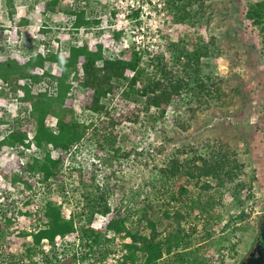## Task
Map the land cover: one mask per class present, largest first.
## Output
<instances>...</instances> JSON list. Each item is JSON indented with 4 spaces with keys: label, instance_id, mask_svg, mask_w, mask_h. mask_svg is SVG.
<instances>
[{
    "label": "trees",
    "instance_id": "1",
    "mask_svg": "<svg viewBox=\"0 0 264 264\" xmlns=\"http://www.w3.org/2000/svg\"><path fill=\"white\" fill-rule=\"evenodd\" d=\"M14 1L4 0L9 20H13L18 12ZM194 1L202 6L204 0H166L181 23L191 17L186 10ZM38 2L34 11L38 19L61 13L65 16L64 23L75 32L83 30L86 33L98 26L102 28L103 24L107 30L103 32L104 29H100L102 35L105 34L92 44L85 39L83 32L82 38L68 43L63 51L59 48L47 53L39 50L27 56L5 52V49L0 51V157L4 152L10 153L2 172L12 187H24L30 192L21 199L22 204L18 208V215L22 217L19 227L10 229L18 216H10L9 211L2 215L0 243L3 247L21 246V259L24 261L39 254L44 264H52V247L58 242L77 234L80 245L88 249L81 257L84 260L95 252L99 242L112 240L107 237L111 232L127 240L123 248L128 253L121 256V264H211L200 252L205 245L209 246L210 235L203 233L205 226L202 223L200 227L203 226L204 231H200L192 216L195 214L196 218L213 212L214 198L207 194L213 190V185L219 188L230 185L237 190L247 187V183L240 180L244 166L236 153L229 149L210 150L204 155L196 148L181 149L179 155L188 153V161L180 163L178 157H172L167 165L154 166L152 172L160 177L159 183H164L154 197H141L137 202L139 210L111 207L94 178L88 181L80 178L75 192L81 205L70 217L62 216L64 209L62 203H58V196L51 195L45 199L40 211L33 209L38 195L35 194L38 192L37 183H50L61 177L63 159L60 153L66 154L86 139L93 145L94 155L101 156L98 158L101 162L111 163L112 158L119 157L127 160L132 154L137 157L142 151H124L119 146L116 128L122 122L141 124L139 113L152 107L158 109L161 117L164 116L167 105L190 85L199 90L201 102L212 98L218 100L219 95H214V78L204 73L201 65L202 57L212 54L211 49L197 45L189 50L181 42L174 43L172 52L175 56L171 63L159 55L149 57L141 67L140 53L134 46L125 45L126 31L110 27L111 20H115L114 13L91 17L83 5L68 8V0ZM197 11L201 13L202 8L199 6ZM246 18L264 34V0L252 3L246 11ZM19 22L25 25L28 19L21 17ZM50 30L48 23L43 22L36 33L44 38ZM9 32V42L22 39L19 27L11 28ZM55 39L59 42V38ZM106 52L114 56L107 58ZM46 64L55 67V71L48 72ZM42 84L46 86L35 89ZM78 87L87 93L81 103L82 110L91 116L87 121L77 117L79 104L74 92ZM216 87V92L222 90L221 80ZM19 91L16 100L18 116L11 125L3 119L4 106L9 96ZM142 99L143 109L136 110ZM50 118L56 120L53 126L49 124ZM30 132L32 139H29ZM32 147L39 150L42 157L26 156L23 151ZM53 152L59 155L53 157ZM13 169L21 173L12 175ZM36 174H40L41 179L34 178ZM173 179L177 183L174 187L170 185ZM212 181L215 184L212 185ZM157 183L149 182L147 187L152 189ZM192 183L197 189L196 196H192L188 188ZM225 202H216L218 209L223 208ZM133 215H136L135 221ZM97 216L106 217L100 228L95 225ZM32 218L39 226L26 230V223ZM26 238L31 243L25 241ZM44 242L51 250L43 247ZM141 255L144 261L138 263ZM211 262L218 263L217 257L211 258Z\"/></svg>",
    "mask_w": 264,
    "mask_h": 264
},
{
    "label": "rangeland",
    "instance_id": "2",
    "mask_svg": "<svg viewBox=\"0 0 264 264\" xmlns=\"http://www.w3.org/2000/svg\"><path fill=\"white\" fill-rule=\"evenodd\" d=\"M38 1L15 0L18 12L13 20H9L5 2L0 0L1 52L5 49V52L13 51L27 56L39 50L47 53L59 48L63 51L68 43H74L82 36L84 31L75 32L70 29L64 23L65 16L61 13L38 19L34 14ZM155 1L152 11L155 12L156 22L154 17H151L149 22L153 26L157 25L155 28L160 36L159 43L154 45L151 40L150 35H156L150 32L154 27H147L150 31L137 47L132 40V36L139 32V28L134 26L135 23H125L122 22L123 17L114 16L115 20H111L110 27L126 31L125 45L134 46L140 53L141 67L145 66L149 57L159 55L163 56L167 63H171L175 56L172 52L174 43L181 42L189 50L197 45L209 47L212 54L202 57L201 65L204 73L214 78L216 90L221 80L222 90H215L214 93L217 97L219 95L218 100L212 98L210 101L201 102L199 90L190 85L167 105L164 116L161 117L158 109L152 107L147 112L143 110L139 113L138 120H141V124L122 122L116 128L119 146L124 151H142L137 157L132 154L127 160L119 157L112 158L111 163L101 162L98 160L101 156L94 155V147L86 139L75 145L72 152L60 153L63 159L61 177L58 181L44 183V193L35 191L38 195H35L33 209L40 211L45 199L51 195L58 196V203L61 202L64 209L62 216L70 217L75 208L81 205L75 192L80 178L84 181L94 178L104 196H107L111 207L139 210L137 202L141 197H154L164 183H159L160 177L156 172H152L154 166L163 167L172 157H178L180 163L188 161V153L179 155L178 151L181 149L188 151L190 147L196 148L201 155L219 148L229 149L236 153L244 166L240 180L247 183V187L238 190L230 185L219 188L213 185L215 182L212 181L213 190L207 191V194L214 198L213 212L205 216L198 215L196 218L193 214L192 219L199 227L202 223L205 231L203 226L200 231L210 235V241L207 242L210 243L209 246L205 245L200 250L203 257L209 259L211 264L213 257H217L218 263L215 264H241L254 248L264 222V34L246 18L249 6L260 0H204L202 6L194 1L187 6L186 11L190 12L191 17L185 23L175 18L166 0ZM117 4L118 0H68L67 7L83 5L89 16L101 17L115 13L113 8ZM199 6L202 8L201 13H197ZM122 11L123 7L118 10L119 13ZM21 17L27 18L28 23L20 25ZM43 22H47L51 30L44 38H40L36 31ZM131 25L132 27H129ZM16 26L22 31V39L9 42V31ZM101 27L84 32L85 39H88L90 44L105 34L102 35L100 29L106 32V26L103 24ZM55 38H59V42H56ZM112 56L114 54L106 52L107 58ZM46 69L48 72L55 71V67L50 64H46ZM45 86L42 84L35 89ZM74 93L79 104L78 119L89 120L90 114L84 112L81 105L87 94L86 90L78 87ZM19 95L20 91L9 96L5 107L10 108V112L3 113V119L11 125L16 120L12 104L15 102L16 105ZM143 101L144 99L138 102L136 110L143 109ZM55 121V118H50L49 124L53 126ZM8 127L9 125L6 129ZM31 133L29 139L32 138ZM23 152L26 156L42 157V153L33 147ZM69 153L71 159L66 163ZM52 155L57 157L59 154L53 152ZM9 158L8 151L0 157V220L2 215L8 213L11 201L17 202V199H24L30 193L24 187H12L9 180L4 178L2 167ZM20 173V170H12V175ZM34 178L41 179V176L36 174ZM156 181L158 183L152 189L147 187L149 182ZM181 181L182 179L179 180ZM176 184L174 179L170 181L172 187ZM188 188L192 196H196L194 183ZM220 200L226 201V204L218 209L216 202ZM21 219L22 217L18 216L10 229L19 227ZM132 219L135 221L136 215H133ZM105 220L106 217L97 216L96 227L100 228ZM38 226L39 223L32 218L26 223L25 229L31 230ZM77 237V234H73L52 247V264H121V256L128 253L123 248L127 240L110 232L107 237L112 240L99 242L95 252L82 260L81 257L88 249L78 246ZM25 241L30 242V239L26 238ZM20 247L14 244L3 247V243H0V264H31L37 261L44 264L41 255L37 254L27 261L21 259ZM43 247L51 250L47 242H44ZM143 261L144 256L141 255L138 263Z\"/></svg>",
    "mask_w": 264,
    "mask_h": 264
},
{
    "label": "built area",
    "instance_id": "3",
    "mask_svg": "<svg viewBox=\"0 0 264 264\" xmlns=\"http://www.w3.org/2000/svg\"><path fill=\"white\" fill-rule=\"evenodd\" d=\"M156 1L155 0H118V4L113 8V10H116L114 15L116 16V18L118 16L123 17V21L125 23H135L138 25H134L136 29H138V34H136V36H132V40L133 42H135L134 44L136 45H140L141 42L145 39V36L147 37L148 33L150 30L147 29L148 26L150 27H154V29H152L150 32H152V34H156L154 36H151V40L154 41V45L156 43H159L160 40H158V38L160 37L158 34V30H156L155 27H157V25L155 24V26H153V24L151 25V23L149 22L151 17H154V22H156V17L154 10L152 11V8L155 7ZM160 4H158L159 6ZM154 6V7H153ZM123 7V11L122 12H118V10H120ZM57 15V14H55ZM145 23H148L145 24ZM129 27H132L129 26ZM119 29V28H117ZM149 38V37H148ZM153 46V45H152ZM158 47V46H157ZM12 99V98H11ZM17 100V99H16ZM12 110L14 111L15 108L17 107V105H15V102L12 104ZM5 107V106H4ZM6 111L10 112V108L5 107ZM16 118V117H15ZM32 139V138H30ZM75 148V147H74ZM73 148V149H74ZM72 152V151H70ZM69 159H71V154L69 153V156L66 159V163H69ZM65 163V164H66ZM44 184L43 183H38L37 184V191L38 193H44ZM17 199V197H15ZM22 201L17 199V202L15 201H11V204L9 206V213L10 214H15L16 216L18 215V208L21 206ZM15 205V206H14ZM77 242H78V246L81 245L78 241V237H77ZM37 256H39V254H37Z\"/></svg>",
    "mask_w": 264,
    "mask_h": 264
},
{
    "label": "water",
    "instance_id": "4",
    "mask_svg": "<svg viewBox=\"0 0 264 264\" xmlns=\"http://www.w3.org/2000/svg\"><path fill=\"white\" fill-rule=\"evenodd\" d=\"M263 230H264V222L262 224V228L260 230V235H259V239L260 240L262 239L261 241L263 243H257L241 264H264V240L262 237Z\"/></svg>",
    "mask_w": 264,
    "mask_h": 264
},
{
    "label": "flooded vegetation",
    "instance_id": "5",
    "mask_svg": "<svg viewBox=\"0 0 264 264\" xmlns=\"http://www.w3.org/2000/svg\"><path fill=\"white\" fill-rule=\"evenodd\" d=\"M259 237V236H258ZM258 237H257V239H256V242H255V245L257 244V243H263L261 240H259L258 239ZM262 237H263V240H264V230H263V232H262ZM261 238V237H260ZM258 240V241H257Z\"/></svg>",
    "mask_w": 264,
    "mask_h": 264
},
{
    "label": "clouds",
    "instance_id": "6",
    "mask_svg": "<svg viewBox=\"0 0 264 264\" xmlns=\"http://www.w3.org/2000/svg\"><path fill=\"white\" fill-rule=\"evenodd\" d=\"M14 6L16 7L17 5H16V4H14ZM16 8H17V7H16ZM14 112L16 113V116H15V117L17 118V116H18V113H17V109H16V108H15ZM38 183H39V182H38ZM38 183H37V184H38ZM9 215H10V216H12L13 214H10V213H9Z\"/></svg>",
    "mask_w": 264,
    "mask_h": 264
}]
</instances>
